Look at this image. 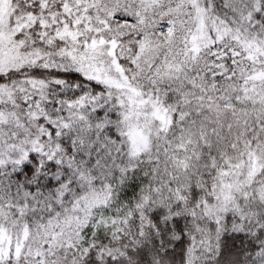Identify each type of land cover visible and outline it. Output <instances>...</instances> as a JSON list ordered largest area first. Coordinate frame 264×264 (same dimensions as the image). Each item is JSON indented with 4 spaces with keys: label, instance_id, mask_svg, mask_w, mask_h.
<instances>
[{
    "label": "snow or ice",
    "instance_id": "1",
    "mask_svg": "<svg viewBox=\"0 0 264 264\" xmlns=\"http://www.w3.org/2000/svg\"><path fill=\"white\" fill-rule=\"evenodd\" d=\"M0 264H264V0H0Z\"/></svg>",
    "mask_w": 264,
    "mask_h": 264
}]
</instances>
